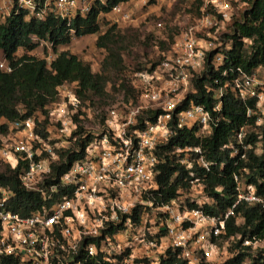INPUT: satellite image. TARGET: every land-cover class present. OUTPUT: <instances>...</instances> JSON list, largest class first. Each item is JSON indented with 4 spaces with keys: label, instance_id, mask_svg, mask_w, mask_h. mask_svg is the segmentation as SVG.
<instances>
[{
    "label": "built area",
    "instance_id": "obj_1",
    "mask_svg": "<svg viewBox=\"0 0 264 264\" xmlns=\"http://www.w3.org/2000/svg\"><path fill=\"white\" fill-rule=\"evenodd\" d=\"M242 1L202 0L197 25L181 34L169 55L152 71L136 73L138 104L125 106L126 112L110 110L102 134L90 141L84 159L75 162L57 183L48 185L46 181L53 175L52 166L60 160L57 151L61 148L56 141L71 138L76 129L74 116L82 105L76 91L67 83L58 88L59 102L50 108V124L44 128V118L38 113L10 123L11 132L1 137L0 160L13 169L22 160L23 186L39 193L50 206L23 217L7 210L12 194L1 189L0 257H15L20 264H88L97 258L116 264L122 256V264H161L171 251L177 253L176 264H230L242 252L247 253L242 264H264V240H242L239 235L223 238L236 208L246 203L264 209V196L248 184L243 174H235L234 204L224 217L209 214L206 204L212 205L213 200L207 196L206 179L212 163L201 146L174 147L177 162L191 176L189 187L168 203L156 200L160 195L156 179L160 150L178 130L196 129L195 135L203 139L217 122L203 106L191 104L181 109L193 79L206 68L208 55L215 52L212 63L216 69L224 62L225 43L217 44V38L208 31L210 39L203 45L196 32L216 29L217 34L231 21L235 5ZM107 2L0 0V26L22 12L27 20L45 22L53 17L71 27L77 17L85 18L94 7ZM126 5L114 7L108 15L115 14L112 19L117 22L131 21L133 14ZM32 41L53 49L47 40L32 37ZM0 54V70L11 73L13 69L2 50ZM260 71L249 74L237 68L238 76L229 84L243 103L257 100V124L263 122L264 116V80L259 78ZM224 94V89L216 92L215 112L221 111ZM150 111L159 112L154 120L147 117ZM252 114V110L247 113L249 117ZM52 128L57 135H53ZM244 136L243 128L238 134L244 151L241 160L252 148L244 143ZM239 151L236 149L234 154L239 155ZM262 151L260 145L255 149L256 154ZM188 202L197 205L190 207ZM238 241L241 246L234 248Z\"/></svg>",
    "mask_w": 264,
    "mask_h": 264
},
{
    "label": "trees",
    "instance_id": "obj_2",
    "mask_svg": "<svg viewBox=\"0 0 264 264\" xmlns=\"http://www.w3.org/2000/svg\"><path fill=\"white\" fill-rule=\"evenodd\" d=\"M130 0H108L106 5H97L91 13L85 17H77L71 27L64 21L49 18L45 22L35 19L27 20L25 13L13 14L8 22L0 26V50L5 59L12 67L11 73L0 70V147L1 137L10 132V123L19 119L34 116L36 113H44V122L49 121L48 109L58 96V88L63 84H75L76 93L80 99L87 100L90 97L104 98L107 96L108 74L112 71L121 72L124 68L123 53L118 49L116 38V26L102 32L100 19L108 15L112 9L119 5L128 4ZM155 2L151 0L150 3ZM201 8L203 6L202 0ZM236 7L245 11L240 18L235 15L231 21V32L224 35L226 38L223 45L224 62L218 69L212 63L215 52L208 55L206 68L202 74L192 81L191 93L187 95L181 109L188 108L191 104L205 107L211 112L216 125L212 133L206 138H199L195 130H178L170 142L164 146L159 156V174L157 183L159 186L156 200L168 203L177 198L181 190L189 187L191 176L188 170L179 164L173 155L175 146H201L208 161L212 163L211 172L207 174L206 193L213 200L212 205L206 204V211L214 216L224 217L227 210L232 207L237 196V185L234 180L235 174H243L248 184L256 188V192L264 196V116L263 122L257 124L260 114L257 111V100L249 99L246 103L238 100L230 90L229 84L238 76L237 68H242L252 74L256 70L264 69V0H243ZM71 29L75 32L71 33ZM98 35L96 46L105 49L107 56L104 60L102 71L94 73L90 64L82 61L77 55L69 51L58 52L60 47L70 46L74 39ZM32 37L47 40L52 44L55 59L49 64L45 59L24 55L17 57L19 49L33 52L37 44ZM226 44L230 48L227 49ZM160 64V63H159ZM158 64H154L142 71H152ZM227 71V75L224 72ZM129 96H134L139 89L122 86ZM224 89L222 109L215 112L217 104L216 92ZM128 96V95H127ZM128 96V97H129ZM253 114L249 117L248 111ZM158 111L147 113L149 119L154 120ZM74 120L78 121L77 115ZM244 128V143L251 145L246 152V159L241 160L244 152L238 143V134ZM83 128L79 126L74 132L75 136L81 135ZM46 137V133H41ZM92 140L91 136L85 139H77L78 149H60V160L54 164L53 175L46 181L48 185L55 184L60 177L69 171L71 166L85 156V150ZM260 145L262 152L256 154L255 149ZM239 148V155L234 151ZM24 162L19 160L15 169L6 164L0 169V191L6 189L12 194L7 204V210L23 217L29 216L43 206H50L37 192L28 191L22 184L21 172ZM247 169V173H244ZM198 172V171H197ZM200 175L202 172L199 171ZM1 194V192H0ZM190 207L196 203L188 202ZM137 217V214H136ZM244 223L238 225V220ZM114 231V230H113ZM241 236L244 239L264 240V209L260 206H252L246 203L240 204L235 215L228 221L226 235ZM241 241L233 245L239 248ZM248 249V248H247ZM262 254V253H261ZM247 253L240 252L230 264H242ZM116 264L120 263L123 259ZM177 253L169 252L167 259L161 264H176ZM0 264H20L15 257H0ZM88 264H114L104 262L102 259H91Z\"/></svg>",
    "mask_w": 264,
    "mask_h": 264
},
{
    "label": "rangeland",
    "instance_id": "obj_3",
    "mask_svg": "<svg viewBox=\"0 0 264 264\" xmlns=\"http://www.w3.org/2000/svg\"><path fill=\"white\" fill-rule=\"evenodd\" d=\"M130 0L126 8L132 12L131 21H120L112 19L115 14L103 15L100 19L102 32H106L110 27L116 26V42L117 47L123 53L124 68L121 72H110L106 87L107 96L104 98L90 97L82 101V105L78 112V121L74 120L77 128L81 126L83 131L79 136L72 133L71 138H62L57 140L60 148L75 150L78 149L76 144L77 139H85L91 136L102 134L105 128V122L108 118L110 110L113 108L122 109L126 112L125 106L138 104L139 94L136 92L134 96H129L122 86L126 85L130 88H138L139 84L135 77L136 73L149 68L154 64H159L172 51L174 44L180 38L181 34L197 25L200 19L199 0ZM245 9L236 7L235 18H240ZM161 24V27H159ZM231 23L220 28L217 34L216 29L204 30L196 32L198 39L207 41L208 31L218 41L216 43L224 44L227 40L224 35L229 34ZM98 35L88 36L84 38L74 39L70 46L60 47L58 52L69 51L77 55L82 61L90 64L94 73L102 71L104 60L107 56L105 49H99L96 46ZM204 45V44H203ZM24 55L34 56L39 59H45L50 64L56 57L53 49L49 50L45 45L37 44L33 52H27L24 49H19L16 56ZM0 54V58H1ZM259 78L264 80V69L259 73ZM69 89L76 91L75 84L68 83ZM191 93V89L186 93V96ZM129 97H128V96ZM59 96L56 97L53 104L59 102ZM52 105L48 108L50 109ZM42 119L41 126L44 128L50 124V121L44 122V113L38 112ZM53 135H57L55 128ZM76 139V140H75ZM6 163L0 160V169L3 170ZM244 223L240 219V225Z\"/></svg>",
    "mask_w": 264,
    "mask_h": 264
},
{
    "label": "crops",
    "instance_id": "obj_4",
    "mask_svg": "<svg viewBox=\"0 0 264 264\" xmlns=\"http://www.w3.org/2000/svg\"><path fill=\"white\" fill-rule=\"evenodd\" d=\"M106 16H108V15H106Z\"/></svg>",
    "mask_w": 264,
    "mask_h": 264
}]
</instances>
